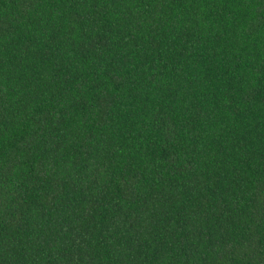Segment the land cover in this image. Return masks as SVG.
<instances>
[{
    "label": "trees",
    "instance_id": "obj_1",
    "mask_svg": "<svg viewBox=\"0 0 264 264\" xmlns=\"http://www.w3.org/2000/svg\"><path fill=\"white\" fill-rule=\"evenodd\" d=\"M0 264H264V0H0Z\"/></svg>",
    "mask_w": 264,
    "mask_h": 264
}]
</instances>
